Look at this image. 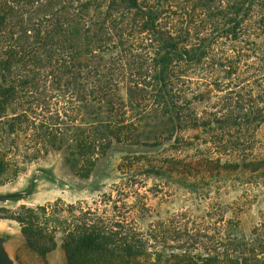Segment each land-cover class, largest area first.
<instances>
[{"label": "trees", "instance_id": "1", "mask_svg": "<svg viewBox=\"0 0 264 264\" xmlns=\"http://www.w3.org/2000/svg\"><path fill=\"white\" fill-rule=\"evenodd\" d=\"M98 105L108 117L87 121L78 149L95 153L98 131L122 140L113 116L136 108L160 117L169 138L178 131L180 149L160 163L125 157L129 179L115 195L6 216L28 247L46 257L62 233L66 264H264V210L247 228L206 193L200 217L189 206L161 211L149 203L158 189L137 180L147 166L195 194L229 172L264 184V0H0V185L22 171L10 157L19 133L36 143L66 126L62 115L82 120ZM190 130L210 155L188 152L181 132ZM241 145L255 151L241 154ZM36 148L25 150L29 160ZM94 167L88 160L78 173Z\"/></svg>", "mask_w": 264, "mask_h": 264}, {"label": "rangeland", "instance_id": "2", "mask_svg": "<svg viewBox=\"0 0 264 264\" xmlns=\"http://www.w3.org/2000/svg\"><path fill=\"white\" fill-rule=\"evenodd\" d=\"M87 110L88 112L82 115V120L74 122H68L62 115L61 121L67 122L66 126L72 130H68L63 125L61 129L54 130L53 135L47 134L46 141L41 135L36 143L28 139L25 133H19L18 138L12 135L19 144L16 154L10 153L16 164L13 168L21 167L22 171L0 185V249L13 264H66V257L62 248V233L57 235V247L46 257H42L27 246L20 224L6 216L19 212L23 205L36 207L54 203L58 199L66 204L77 201L91 203L105 193L109 194L113 191L115 195V185L129 179V175L123 172L128 170L120 168L125 157L145 156L160 163L165 159L164 157L177 153L179 151L177 147L180 149L181 143H176L178 131H174L170 138L166 136L163 133L165 128L161 124L160 117H154L148 108L127 109L123 114L113 116L116 117L115 119H120L119 122L123 125L111 127V131L120 133L122 140L98 131V140L95 142L98 147H95V153L88 151L86 144L78 149L81 131L89 132L87 121L95 120L99 123L108 117L100 105L96 113L89 112L93 111L92 109ZM129 124H133V127ZM98 130L101 128L98 127ZM41 132L39 130L37 134ZM260 135L262 136V133L256 137ZM181 136L190 139L187 143L191 155L196 157L210 155L211 150L205 141H200L203 136L198 140L194 138L195 134L191 130L181 132ZM49 137H54V142ZM91 137L89 133L88 140ZM244 139H246L244 135L239 138L241 141ZM91 140L93 146L94 140ZM35 145L36 149L41 150L40 156L29 160L26 149ZM240 148L241 154L250 155L255 151L253 147L247 145L245 147L241 145ZM89 149L92 150V147L90 146ZM88 160L95 161V167L90 176L85 177L78 173V169L86 165ZM148 169L147 166L142 167L138 172L137 180L144 179L147 188L154 191L158 189L157 197L149 196V203L158 210L179 211L189 206L193 209L192 213L196 218L201 216L211 198L215 206L224 207L227 217L240 218L246 228L250 227L264 210V184L255 176L242 172H229L225 174L223 181L215 183L216 186L212 185L210 189L204 188L205 184L198 183L199 192L195 194L179 186L178 178L171 176V173L160 172L162 177L159 178L154 173L147 172ZM156 182L161 185L156 187L154 185ZM202 193L208 194L209 198L200 200Z\"/></svg>", "mask_w": 264, "mask_h": 264}, {"label": "water", "instance_id": "3", "mask_svg": "<svg viewBox=\"0 0 264 264\" xmlns=\"http://www.w3.org/2000/svg\"><path fill=\"white\" fill-rule=\"evenodd\" d=\"M0 264H13L10 258L0 249Z\"/></svg>", "mask_w": 264, "mask_h": 264}]
</instances>
